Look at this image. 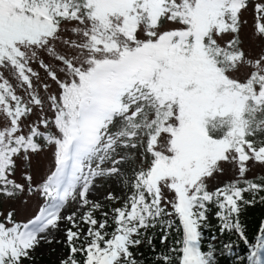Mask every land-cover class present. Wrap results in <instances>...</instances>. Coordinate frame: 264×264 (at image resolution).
Segmentation results:
<instances>
[{"label": "snow or ice", "instance_id": "snow-or-ice-1", "mask_svg": "<svg viewBox=\"0 0 264 264\" xmlns=\"http://www.w3.org/2000/svg\"><path fill=\"white\" fill-rule=\"evenodd\" d=\"M256 168L264 0H0V264H264Z\"/></svg>", "mask_w": 264, "mask_h": 264}, {"label": "trees", "instance_id": "trees-1", "mask_svg": "<svg viewBox=\"0 0 264 264\" xmlns=\"http://www.w3.org/2000/svg\"><path fill=\"white\" fill-rule=\"evenodd\" d=\"M241 220L247 225V234L252 240L254 234L257 232L261 220H264V204L257 203L254 206L248 207L241 215ZM213 235L219 236V229L217 227V221L212 223V227L205 230V242L210 241ZM230 239H235V237L223 236L220 237V240L227 241ZM254 242V241H253ZM217 246H219V241H217ZM141 251L145 253V256L148 255V249L142 248ZM238 251L241 255H246L248 249L241 242L238 248ZM150 264V261L147 262ZM218 264H234V258L227 255L218 256Z\"/></svg>", "mask_w": 264, "mask_h": 264}, {"label": "rangeland", "instance_id": "rangeland-1", "mask_svg": "<svg viewBox=\"0 0 264 264\" xmlns=\"http://www.w3.org/2000/svg\"><path fill=\"white\" fill-rule=\"evenodd\" d=\"M245 18L248 21V27L245 28L242 33L241 37L244 42L245 48H251V49H258V41H256L252 37V28L251 25L253 23V12L249 10L247 13H245ZM264 173V170L256 168L253 171H250L248 173L249 177H253L259 174ZM235 177L231 172H229L227 175H222L219 176L216 180L210 182V187H215V186H221L223 185L226 181L234 179ZM115 191H119L118 188H115L113 186ZM217 221L216 219H211V224ZM56 251L52 252L49 250L48 246H45L43 248H40L37 250V255H36V264H56L57 260V255L60 252V245H56Z\"/></svg>", "mask_w": 264, "mask_h": 264}]
</instances>
